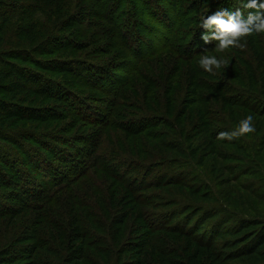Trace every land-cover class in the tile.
<instances>
[{"label":"rangeland","instance_id":"rangeland-1","mask_svg":"<svg viewBox=\"0 0 264 264\" xmlns=\"http://www.w3.org/2000/svg\"><path fill=\"white\" fill-rule=\"evenodd\" d=\"M2 1L0 54L16 47L51 50L61 40L72 39L78 46L53 51L51 57L108 63L112 75L86 74L83 81H77L80 86L73 74L66 75L70 88L83 98L82 108L88 117L98 122L86 123L65 104L67 99L42 97L36 104H53L54 117L34 122L15 120V128L32 126L47 131L49 137L66 135L73 141L85 135L83 139L93 142V154L99 156L90 166L89 161L82 173L75 171L70 179L76 176V181L67 189L62 186L57 199L44 209L15 201L21 192L14 183L19 180L22 186L31 185L21 176L9 174L13 184H0V211L2 205L14 206V210L23 207L20 212L0 216V264L10 254L16 256L8 264H192L193 256L200 252L199 237H186L169 226L192 227L207 239L215 221L224 234L215 241L212 252L202 249V260L204 264H220L209 255L221 251L226 261L228 251H233L231 245L223 246L232 239L227 227L264 219V34L247 37L243 49L217 53L212 47L192 61L162 52L138 63L127 45H112L101 35L105 23L89 13L94 0ZM28 4L31 7L27 10ZM72 15L78 18L74 24ZM35 20L46 21L45 28H38ZM30 25L32 30L28 31ZM55 30L59 39L50 37ZM133 47L142 52L139 41ZM203 54L223 56L230 65L208 73L199 66ZM37 57L47 59L49 55ZM0 59V85L8 82L7 77L18 80L30 75L24 68L22 72L15 68L23 67L17 60ZM75 71L83 75L86 67L75 64ZM33 73L41 75L38 69ZM90 78L97 79L96 84ZM122 83L121 95H113ZM48 87L54 90L58 86ZM100 111L115 113L111 126L100 124ZM49 114L46 110L45 116ZM248 115L253 116L254 133L233 141L216 139L219 132L233 130ZM143 116L154 121L145 133L134 135L123 128V122ZM11 121L0 123L10 125ZM2 139L4 136H0L1 144ZM26 147L31 148L29 144ZM128 159L137 160L144 169L133 171ZM151 164L156 166L151 168ZM102 165L111 168L114 175L101 169ZM126 169L132 170L128 179H138V183L160 179L165 169L184 179L179 184L137 190L134 194L142 193V198L135 205L126 191L130 181L123 183L122 176L116 177ZM34 177L37 181V175L29 179ZM59 182H52L53 187ZM209 214L218 217L207 218ZM200 215L203 218L197 226L195 218ZM154 219L163 225L154 227ZM154 228L158 229L152 231Z\"/></svg>","mask_w":264,"mask_h":264},{"label":"trees","instance_id":"trees-1","mask_svg":"<svg viewBox=\"0 0 264 264\" xmlns=\"http://www.w3.org/2000/svg\"><path fill=\"white\" fill-rule=\"evenodd\" d=\"M1 3H3L2 0H0ZM93 3L94 6L89 13L93 16L96 15L94 16L95 18L100 17L105 23L102 26L101 35L107 38L106 42H112V45L115 46H118L117 44L119 43L127 45L132 50L131 53L134 54L132 55L139 59L138 63H143L147 57L158 56L162 52L174 53L186 61L196 59L201 52L215 47L216 43L205 44L202 40V35L208 32V30L199 27L201 17L213 14L218 8L235 10L236 7L241 6V0H94ZM30 7L31 5L28 4L27 10ZM1 12L0 9V18H2ZM70 19L73 24L78 20L76 15H72ZM45 23L46 21H34V24L41 29L45 28ZM26 29L30 31L32 30V26L30 25ZM2 30L3 28L0 26V33ZM58 35L60 33L55 30L50 37L59 39L57 38ZM71 40H61L60 44L51 50L47 47H35L33 49L16 47L6 49L0 54V57L3 56L4 58L8 57L10 60H17L18 63L23 65V67H15L20 68L21 72L23 68L28 70V73L30 72V75L19 77L18 80L7 77L8 82L0 85V120L1 122L12 120L10 125L0 123V136H4V139H2L3 145L0 143V184L6 187H10L13 184V180L9 181L10 173L16 175V177L21 176L24 181L28 180V184L31 187L20 185L19 180L14 183L20 187L21 192L16 194L18 198H15V201L19 199L24 203L23 205L32 208L40 207L44 209L53 203L57 199L58 193H61L59 192L60 190L67 189L70 184L76 181L74 179L76 176L70 179L74 172L80 170V173H82L86 168V164L90 161L88 166L92 165L99 156L93 154V142L85 141L83 139L85 135H78L81 137L77 139L73 138V141H70V136L66 137V135H63L60 137L52 135L49 137L46 134L47 131H40V129L33 128L32 126H23L20 129L13 126L15 120L19 122H34L41 121L42 119L45 120L46 118V120H50L51 117H54V105L46 104L45 106H41L36 104V100L39 97L46 100L62 99L63 102L67 99L69 103L65 104L81 119L86 120V123L93 124L92 122L99 121L97 118L91 119L88 117L86 111L82 108L84 106L82 104L83 98L79 97L76 91L70 88L65 79L66 75L71 73L76 78V85L80 86L77 81H83V77L86 74L87 76H98L99 74L100 76L112 75L110 64L102 62L93 63L83 59L78 61L71 57L70 59L60 60L51 57L53 51L56 52L62 49L64 52L67 51V48L78 46ZM149 40H152L151 43H148ZM138 41L143 48L142 52H138V49L133 47ZM56 42L52 41V44ZM44 54L49 55V57L47 59L37 57ZM75 64L86 67L85 74L82 75L78 71H75ZM37 69L40 70L39 74L41 75L33 73ZM40 79L42 81H39ZM90 79L96 84L97 79ZM124 83L116 87L113 95H121ZM48 84L52 87L56 85L58 87L50 90ZM102 86L104 85L100 84V87ZM21 92H26V94L21 95ZM114 103L118 104V101L115 100ZM78 104L81 106L80 109L77 108ZM38 108H41V110ZM46 110L50 111L48 117L45 116ZM111 112L100 111V124L103 126L112 125L115 113L111 115ZM151 122L154 121L143 116L141 118L129 119L123 122L122 125L131 134L139 135L145 133L147 128L151 126ZM2 133L4 134L2 135ZM62 141H65L66 144L62 143ZM26 143L31 148L26 147L28 146ZM38 148H41L43 151H40ZM46 152H49V155ZM174 160L176 161L172 159V162H178V159ZM128 162L134 165L133 171L140 169L137 160L128 159ZM168 163L171 166L173 165L171 162ZM150 166L154 168L156 164H151ZM100 168L108 169L114 175L113 170L107 165H102ZM131 171L130 169H126L116 177L120 178L122 176L123 183L130 181V184L127 185L128 190L126 191L130 193L132 197L131 202L135 205L142 198L140 197L142 193L139 196L134 194L137 190H146L157 185L179 184V181L184 179L179 173L170 175L169 170L165 169L159 174L160 179L150 180L147 183L145 181L138 183V179L134 181L133 179L132 181L128 179ZM59 174L64 175V177L60 179ZM31 175H37L38 180L35 181L36 177L29 179ZM58 181L61 182L55 184L53 187L52 182ZM47 186L50 188H47ZM62 186L63 188L61 189ZM35 194H38V196H34ZM22 207L19 206L14 210V206L9 209L2 205L0 216L1 214H12L15 211L20 212ZM212 214H209L207 218L216 219L218 217V215ZM152 215H155V213ZM173 215L175 218L177 217L176 213ZM202 218L203 216L201 215L200 218H195V222L199 220L197 226ZM158 222L160 220L154 219L151 223L154 227L163 225V223ZM169 227L179 229L186 234V237L187 235L199 237L197 249L200 252L193 256L192 264H204L202 249L208 253L212 252L213 244L216 240L222 238V234H224V230H221L219 222L216 223V221L212 224L207 239L203 235H200L201 231H193L192 227L187 228L179 224H173ZM157 229L154 228L152 231ZM227 229L232 239L230 238L231 241L225 242L228 245L224 243L223 246L224 248H229L228 246L231 245L233 251H228L226 261L223 260L221 251H218L216 255L215 253H211L212 255H209L210 258L220 264H237L235 261L238 264H264V219L254 218L253 220H244L236 225L230 224ZM15 256L14 254L4 256L2 260L3 264H8V261L12 262L15 260Z\"/></svg>","mask_w":264,"mask_h":264},{"label":"clouds","instance_id":"clouds-1","mask_svg":"<svg viewBox=\"0 0 264 264\" xmlns=\"http://www.w3.org/2000/svg\"><path fill=\"white\" fill-rule=\"evenodd\" d=\"M199 27L208 30L201 38L205 44L216 42L214 50L217 53H225L232 48L243 49L247 37L264 34V2L241 0V6L235 10L218 8L213 14L202 16ZM207 52L206 49L204 53ZM229 65L230 60L223 56L203 54L199 59V66L208 73L226 69ZM255 131L253 116L248 115L233 130L219 132L216 139L233 141Z\"/></svg>","mask_w":264,"mask_h":264}]
</instances>
